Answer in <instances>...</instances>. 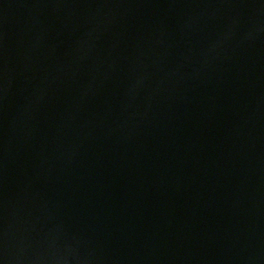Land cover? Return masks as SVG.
<instances>
[{"label":"water","instance_id":"1","mask_svg":"<svg viewBox=\"0 0 264 264\" xmlns=\"http://www.w3.org/2000/svg\"><path fill=\"white\" fill-rule=\"evenodd\" d=\"M0 264H264V0H0Z\"/></svg>","mask_w":264,"mask_h":264}]
</instances>
